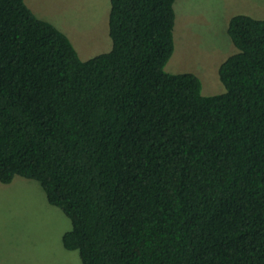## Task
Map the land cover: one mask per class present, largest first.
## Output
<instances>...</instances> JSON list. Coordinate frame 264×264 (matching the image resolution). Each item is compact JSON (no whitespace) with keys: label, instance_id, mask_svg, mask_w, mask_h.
I'll return each mask as SVG.
<instances>
[{"label":"trees","instance_id":"1","mask_svg":"<svg viewBox=\"0 0 264 264\" xmlns=\"http://www.w3.org/2000/svg\"><path fill=\"white\" fill-rule=\"evenodd\" d=\"M178 0H110L83 61L26 0H0V182L37 181L82 264H264V20L232 18L226 91L167 73Z\"/></svg>","mask_w":264,"mask_h":264},{"label":"rangeland","instance_id":"2","mask_svg":"<svg viewBox=\"0 0 264 264\" xmlns=\"http://www.w3.org/2000/svg\"><path fill=\"white\" fill-rule=\"evenodd\" d=\"M41 19L65 33L83 61L112 49L110 0H26ZM175 49L166 65L170 74L194 73L202 94L226 89L221 65L238 51L228 35L235 16L264 20V0H178L175 3ZM70 219L51 205L41 185L16 176L0 182V264H82L79 251L64 247Z\"/></svg>","mask_w":264,"mask_h":264},{"label":"crops","instance_id":"3","mask_svg":"<svg viewBox=\"0 0 264 264\" xmlns=\"http://www.w3.org/2000/svg\"><path fill=\"white\" fill-rule=\"evenodd\" d=\"M39 18H40V17H39ZM40 19H41V18H40ZM43 20L50 22L49 20H46V19H43ZM50 23H51V22H50Z\"/></svg>","mask_w":264,"mask_h":264}]
</instances>
